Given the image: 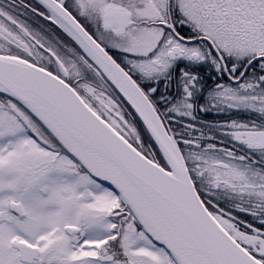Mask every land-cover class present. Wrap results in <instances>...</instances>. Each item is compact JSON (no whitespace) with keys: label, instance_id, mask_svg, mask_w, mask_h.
<instances>
[{"label":"snow or ice","instance_id":"obj_1","mask_svg":"<svg viewBox=\"0 0 264 264\" xmlns=\"http://www.w3.org/2000/svg\"><path fill=\"white\" fill-rule=\"evenodd\" d=\"M0 264H264V0H0Z\"/></svg>","mask_w":264,"mask_h":264}]
</instances>
